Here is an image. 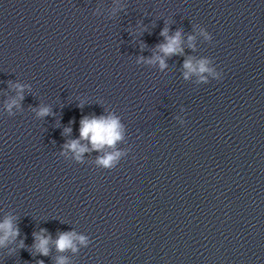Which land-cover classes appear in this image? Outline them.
<instances>
[{"label": "clouds", "instance_id": "9594fccd", "mask_svg": "<svg viewBox=\"0 0 264 264\" xmlns=\"http://www.w3.org/2000/svg\"><path fill=\"white\" fill-rule=\"evenodd\" d=\"M169 28L166 26L160 35L164 37L165 42L158 44L156 46L158 53L154 54L151 58L145 60L144 57L138 59V63L143 61L148 64H157L160 70L167 68L166 58L174 55H182V30H177L173 35H169ZM200 34L204 37L206 41H212V35L206 31L205 28H200ZM195 39L194 36L189 35V47L194 48L191 43ZM162 54V55H161ZM210 65V60L207 58H202L198 61L193 62V58L185 59L183 63V73L184 79L187 80L190 75H196L199 80L205 84L209 83L208 78L205 74L212 76L214 79H221V73L216 72ZM11 83V82H10ZM17 92V97L11 98L6 102L5 110L8 112L9 116H14V109H19L21 107V101L24 99L25 86L21 84L12 85ZM51 114V109L49 106H40L36 115L40 118L48 116ZM71 129H65V132H70ZM123 125L120 120L115 115L100 116V117H84L80 120V136L79 139L67 142L64 147L65 149L71 150L74 153V158L77 161H82L83 154L91 150L98 152H103L102 156H98L96 159V164L105 169H114L120 158L124 155L122 151L115 150V146L118 142L123 140ZM81 140L88 141L91 144V149L86 145L81 144ZM113 149L112 151H104V149ZM46 229H41L40 233H33L35 249L34 254H39L41 256L49 255V243L51 241V235H45ZM20 229L18 225H15L12 217H6L3 222H0V247L5 246L6 242L9 240H15L19 237ZM55 247L58 252L65 251H78V245L87 247L90 243L89 238L84 235H78L75 231L61 232L58 234L55 240ZM20 247H24L23 240L20 241ZM37 264H44L43 260L37 261ZM56 264H67L66 257H59Z\"/></svg>", "mask_w": 264, "mask_h": 264}]
</instances>
